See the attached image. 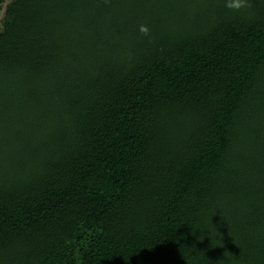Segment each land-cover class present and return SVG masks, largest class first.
<instances>
[{
  "label": "trees",
  "instance_id": "16d2710c",
  "mask_svg": "<svg viewBox=\"0 0 264 264\" xmlns=\"http://www.w3.org/2000/svg\"><path fill=\"white\" fill-rule=\"evenodd\" d=\"M250 3L11 1L0 264H264V0Z\"/></svg>",
  "mask_w": 264,
  "mask_h": 264
},
{
  "label": "clouds",
  "instance_id": "9594fccd",
  "mask_svg": "<svg viewBox=\"0 0 264 264\" xmlns=\"http://www.w3.org/2000/svg\"><path fill=\"white\" fill-rule=\"evenodd\" d=\"M224 6L231 11L239 12L250 9L251 3L250 0H225ZM139 31L144 36L149 35V29L146 25H140Z\"/></svg>",
  "mask_w": 264,
  "mask_h": 264
},
{
  "label": "rangeland",
  "instance_id": "374dc122",
  "mask_svg": "<svg viewBox=\"0 0 264 264\" xmlns=\"http://www.w3.org/2000/svg\"><path fill=\"white\" fill-rule=\"evenodd\" d=\"M11 1L12 0H1L0 2V30L3 28L6 8L11 3Z\"/></svg>",
  "mask_w": 264,
  "mask_h": 264
}]
</instances>
